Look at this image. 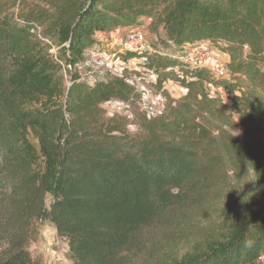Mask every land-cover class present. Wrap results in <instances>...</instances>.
<instances>
[{"label":"trees","instance_id":"1","mask_svg":"<svg viewBox=\"0 0 264 264\" xmlns=\"http://www.w3.org/2000/svg\"><path fill=\"white\" fill-rule=\"evenodd\" d=\"M148 19L165 37L123 56L145 60L165 103L132 133L103 103L140 92L126 76L88 81L80 66L100 46L97 33ZM203 43L229 54L227 76L173 51ZM168 80L186 92L171 97ZM261 162L264 0H0V264H38L29 247L46 222L67 241L71 264L151 257L154 224L214 206L230 170L245 177ZM206 241L156 264H261L264 200Z\"/></svg>","mask_w":264,"mask_h":264},{"label":"rangeland","instance_id":"2","mask_svg":"<svg viewBox=\"0 0 264 264\" xmlns=\"http://www.w3.org/2000/svg\"><path fill=\"white\" fill-rule=\"evenodd\" d=\"M150 19L144 20L140 27L147 37L148 43L158 42L160 37H165L163 31L159 33L150 30ZM124 33H116L114 36H106L101 40L100 46L119 49ZM193 48L203 50L206 55L207 67L216 77L228 75V65L231 61L229 54L222 52L219 48L203 43L194 47H184L182 49L173 48V51L184 56ZM144 59L136 57L129 65L126 72L143 71L144 79L140 82V98L130 105L128 118L129 130L133 133L138 129V119L143 113H156L160 111L165 103V95L159 91L154 83L156 76L152 69L142 64ZM85 74L87 70L82 69ZM102 78L105 74H95L94 77ZM88 80V79H87ZM91 81V79H89ZM181 84L174 80H168L164 84V90L171 97L180 98L183 93ZM224 94V90L219 88ZM259 170L251 171L247 176H237L233 170L225 175L227 188L222 190L220 198L214 206L202 209H176L172 214L167 215L161 222L154 224L148 231L146 237V250L151 257H146L144 253H131L130 259L133 264H156L160 259L168 262L172 259L183 256L206 247L210 239L221 238L225 235V227L229 222H240L249 210L254 209L257 204L264 200V164H259ZM30 252L38 264H71L68 253V243L61 238L54 226L49 223H42L39 226L37 235L34 236L30 244ZM264 264V256L260 259Z\"/></svg>","mask_w":264,"mask_h":264},{"label":"built area","instance_id":"3","mask_svg":"<svg viewBox=\"0 0 264 264\" xmlns=\"http://www.w3.org/2000/svg\"><path fill=\"white\" fill-rule=\"evenodd\" d=\"M32 32L40 34V29L33 28ZM119 33H124L121 47L119 49L97 46L85 53L84 63L80 68L87 70L86 79L94 80L95 74H109L114 76H126L127 81L137 90L140 91V82L144 79L143 71L126 72L129 65L136 60L135 57H124L125 51L142 53L150 48L147 41L146 33L140 27L128 28ZM184 60L192 64H205L206 55L203 50L193 48L192 51L183 56ZM130 68V67H129ZM132 102L121 100H110L103 103V107L108 115H123L130 117L129 110ZM164 107V106H163Z\"/></svg>","mask_w":264,"mask_h":264},{"label":"crops","instance_id":"4","mask_svg":"<svg viewBox=\"0 0 264 264\" xmlns=\"http://www.w3.org/2000/svg\"><path fill=\"white\" fill-rule=\"evenodd\" d=\"M126 29H128V28L118 29V30L113 31V32H110V33L99 32V33H97V37L100 38V39H102V38H104V37H106V36H108V35H110V36H114V34L119 33V32H121L122 30H126ZM182 90H183V93H184V92H185V89L182 88Z\"/></svg>","mask_w":264,"mask_h":264},{"label":"clouds","instance_id":"5","mask_svg":"<svg viewBox=\"0 0 264 264\" xmlns=\"http://www.w3.org/2000/svg\"><path fill=\"white\" fill-rule=\"evenodd\" d=\"M252 243H253L252 240H248V239L245 240V246H247V247H251Z\"/></svg>","mask_w":264,"mask_h":264}]
</instances>
